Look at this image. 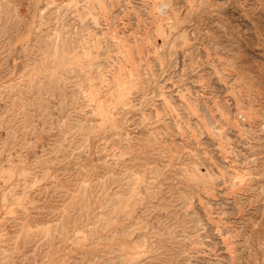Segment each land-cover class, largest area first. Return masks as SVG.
I'll use <instances>...</instances> for the list:
<instances>
[{"label":"rangeland","instance_id":"rangeland-1","mask_svg":"<svg viewBox=\"0 0 264 264\" xmlns=\"http://www.w3.org/2000/svg\"><path fill=\"white\" fill-rule=\"evenodd\" d=\"M0 264H264V0H0Z\"/></svg>","mask_w":264,"mask_h":264},{"label":"bare ground","instance_id":"bare-ground-1","mask_svg":"<svg viewBox=\"0 0 264 264\" xmlns=\"http://www.w3.org/2000/svg\"><path fill=\"white\" fill-rule=\"evenodd\" d=\"M104 119V118H103Z\"/></svg>","mask_w":264,"mask_h":264}]
</instances>
